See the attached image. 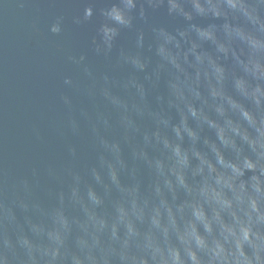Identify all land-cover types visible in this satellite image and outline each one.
<instances>
[{"label": "clouds", "instance_id": "clouds-1", "mask_svg": "<svg viewBox=\"0 0 264 264\" xmlns=\"http://www.w3.org/2000/svg\"><path fill=\"white\" fill-rule=\"evenodd\" d=\"M137 5L138 0H115L101 9L104 20L98 28L99 40L93 39L97 54L107 56L120 30L132 27ZM202 7L203 16L213 17L207 5ZM166 9L169 15L180 14L170 6ZM217 10L220 16L214 19L242 15L233 0H219ZM139 15H144L143 6ZM91 16L92 8L86 7L83 17H73V23ZM62 21L63 16H58L49 31L59 34ZM153 32L154 55L161 63L176 67L175 36L164 28ZM207 40L223 57L235 54L216 33ZM239 40L248 55L241 53L231 69L216 59L213 73L206 79L207 95L199 82L179 94L167 88V108L175 111V122L163 109H151L150 87L135 76L120 85L126 95H119L113 92L116 82L107 75L97 80L84 64L83 55H68L67 60L80 67L85 79L65 76L63 84L77 95L92 101L100 97L110 106L121 139L106 135L113 127L108 114L99 110L90 113L83 106L77 109L71 96L61 94L68 112L65 134L82 135L81 119L86 121L95 163L79 167L78 147L66 143L68 162L44 170L60 185L55 191L48 189L50 201L71 203L85 186L81 198L91 204L101 198L94 185L112 186L126 170L139 179L135 163L129 166L124 157L122 140L130 145L132 160L147 168L150 186L165 211L148 217L145 231L125 224L123 229L107 226L83 234L72 230L66 221L53 228L37 226L34 217L46 211V204L36 195L39 172L33 168L31 179L20 177L11 188L0 179V264H264V60L254 58L264 49V40L244 31ZM143 46L140 32L137 51H121L118 62L145 72L148 60L139 51ZM77 111L78 116L74 114ZM143 119L152 121L151 130L141 132L138 121ZM205 130L212 136L204 134ZM138 133L142 143H133ZM165 190L173 199L180 191L186 197L175 205V211Z\"/></svg>", "mask_w": 264, "mask_h": 264}, {"label": "water", "instance_id": "water-1", "mask_svg": "<svg viewBox=\"0 0 264 264\" xmlns=\"http://www.w3.org/2000/svg\"><path fill=\"white\" fill-rule=\"evenodd\" d=\"M114 2L0 0V179L11 188L18 178L25 176L31 179V170H38L36 195L46 204V211L34 217L37 226L53 228L66 221L72 230L83 234L107 226L123 229L125 224L145 231L148 217L157 211L163 215L165 211L150 186L147 168L132 160L130 145L122 140L124 157L129 166L135 163L139 179L136 173L126 170L121 174L120 182L112 186L94 185L101 198L91 204L81 198L87 191L85 186L72 197L71 203L57 205L50 201L48 189L55 191L60 185L51 180L44 170L49 165L62 167L68 162L66 143L78 147L79 167L95 163L86 121L81 119L82 135L65 134L68 112L60 101L61 94L71 96L77 109L83 106L90 113L99 110L108 114L113 127L106 135L111 139H121L116 115L110 106L100 97L92 101L87 96L77 95L63 84L65 76L75 81L85 79L80 67L67 60L68 55H83L84 64L97 80L107 75L116 82L113 92L119 95H126L120 85L135 76L146 88L150 87L148 102L151 109H163L175 122V111L167 108V88L179 94L199 82L201 91L207 95L206 79L213 73L216 59L223 60L231 69L234 61H239L241 53L248 55V49L239 40L241 31L264 40V0H233L242 15H226L223 20L213 18L220 16L217 10L219 0H148L157 8L149 7L145 0H138L137 8L132 12V27L120 30L112 51L104 56L96 53L93 39L99 40L98 28L104 20L101 9ZM203 5L212 10L213 17L202 15L205 11ZM140 6H143V17L139 15ZM169 6L180 14L169 15L166 9ZM86 7L92 8V16L79 24L73 23V17H83ZM58 16H63L62 31L53 34L49 26ZM231 25L238 27L232 28ZM159 28L175 36L178 43V48L173 49L178 56L176 67L161 63L154 55L153 29ZM140 32L144 35V46L139 51L148 60L145 72L118 62L121 51H137L136 37ZM213 33L234 49L235 54L223 57L221 52H217L207 40ZM224 44L220 45L221 49ZM254 58L264 60V49L255 53ZM224 87L230 91L227 82ZM74 114L78 116V111ZM138 123L141 132L153 127L150 119ZM204 134L212 136L207 130ZM133 143H142L140 133L136 134ZM165 194L173 211L176 204L186 199L182 191L176 194V199L166 190Z\"/></svg>", "mask_w": 264, "mask_h": 264}]
</instances>
